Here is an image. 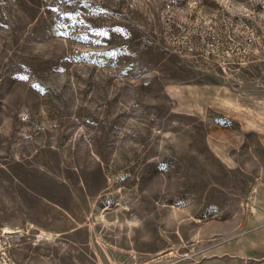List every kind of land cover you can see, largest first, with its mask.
Segmentation results:
<instances>
[{"label": "rangeland", "instance_id": "rangeland-1", "mask_svg": "<svg viewBox=\"0 0 264 264\" xmlns=\"http://www.w3.org/2000/svg\"><path fill=\"white\" fill-rule=\"evenodd\" d=\"M259 241L264 0H0V264H264Z\"/></svg>", "mask_w": 264, "mask_h": 264}, {"label": "crops", "instance_id": "crops-1", "mask_svg": "<svg viewBox=\"0 0 264 264\" xmlns=\"http://www.w3.org/2000/svg\"><path fill=\"white\" fill-rule=\"evenodd\" d=\"M6 234H8V233H6ZM258 244H256L255 245V248H254V253H250L251 251H249V252H247V253H244V258H251L253 255L254 256H263L264 255V248L262 247V243L259 241V242H257ZM224 247V246H223ZM229 254V252L228 251H226V250H223L222 251V257H224V256H227ZM217 260V259H216ZM211 261L212 260H205L204 262L205 263H207V264H213V263H211ZM218 262H220V260H217ZM203 264V263H202ZM216 264H218V263H216ZM222 264H228L227 262H225V261H222Z\"/></svg>", "mask_w": 264, "mask_h": 264}, {"label": "bare ground", "instance_id": "bare-ground-1", "mask_svg": "<svg viewBox=\"0 0 264 264\" xmlns=\"http://www.w3.org/2000/svg\"><path fill=\"white\" fill-rule=\"evenodd\" d=\"M10 231H11L10 229H8V228H4L3 233H5V234H6V233H10ZM170 254H171V253H170Z\"/></svg>", "mask_w": 264, "mask_h": 264}, {"label": "flooded vegetation", "instance_id": "flooded-vegetation-1", "mask_svg": "<svg viewBox=\"0 0 264 264\" xmlns=\"http://www.w3.org/2000/svg\"><path fill=\"white\" fill-rule=\"evenodd\" d=\"M56 216V215H55Z\"/></svg>", "mask_w": 264, "mask_h": 264}]
</instances>
